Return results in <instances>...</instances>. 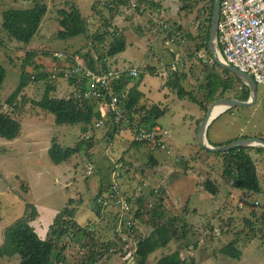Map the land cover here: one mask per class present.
<instances>
[{
  "label": "rangeland",
  "instance_id": "1",
  "mask_svg": "<svg viewBox=\"0 0 264 264\" xmlns=\"http://www.w3.org/2000/svg\"><path fill=\"white\" fill-rule=\"evenodd\" d=\"M45 1L49 5L48 12L31 41L25 44L7 38L1 26L2 12L8 7H31L34 5L33 0H0V65H4L7 70L0 89V111L11 108L6 100L20 83L21 65L27 51L37 50V57L33 60L37 63L45 61L48 64L45 69L49 71L50 77H53L54 73L60 72L57 69L60 66L51 68L50 64L53 63L51 56L54 57L59 52L81 55L86 51L93 55L105 53L119 39L116 38L122 36L124 30L127 32L131 30V36L138 37L141 42L133 39L126 50L109 57L108 69L127 70L126 75L129 76L130 69L138 68L139 75L130 76L128 80L127 92L129 96L137 97L141 102L149 104L143 98L146 96L150 103H158L166 109V113L156 122L170 131L169 144L172 145L174 141L175 153L168 155L160 150H153V145L137 147L130 126L122 125L116 135L110 136L113 129L112 123L109 122L111 114L102 127H96L95 120L92 125L94 129L83 124L58 125L51 113L35 103L45 93L46 81L44 79L31 81L15 100L19 111L18 119L22 125L21 133L13 140L0 136V245L4 242L5 229L24 215L28 207L30 214L33 212V206L35 207L37 215L31 224L44 238H49L53 234L50 226L57 214L64 208H70L75 210V219L82 227H86L90 222L89 230L94 234V241L91 242V238L86 236L79 239L65 237L69 244L65 251L68 264H80V261L86 258L85 255L90 252L89 247H84L86 242L98 246L107 242L113 245L108 253L98 257L95 264H130L131 259L135 261L134 253L140 237L136 238L129 232H123V227L122 233L118 231L120 208L110 206L101 210L100 206L96 205L100 190L102 189L103 193L107 191L113 178L112 174L117 171L122 194L132 199L140 194L147 195L149 189H158L161 186L157 185L165 183L163 186H167L166 194L168 187L170 194L165 196L166 206H163L169 216H181L183 219L178 222L179 236L167 247L152 254L147 264H156V259L162 254L176 250L188 259L194 257L197 264H264V226L260 222L255 225L246 222L253 220V210L259 213L264 211V190L261 193L247 194L246 191L225 183L221 178L223 156L201 149L199 138L196 137V130L199 127L197 121L201 118L202 111L194 102L193 96L201 97L202 91L199 86L204 78L202 73L204 68L197 58H189L190 54H194L195 47L186 36L189 32L195 33L198 10L200 11L203 6H209V0H199V3L190 9H183L184 3L181 0H173L171 4L173 11L169 12L171 19L168 21L175 20L182 24L184 38H181L182 41L179 38V43L178 41L167 43L162 39L165 34L153 41L155 33L154 35L147 33L148 21L151 20L150 12L144 16V26L135 23L124 25V20L120 17L114 20L113 27L112 24L105 25L106 15H100L103 20L101 22L94 10L97 5L98 8L104 6L103 2L99 4V0H75L87 19L88 34L91 37L81 35L60 39L57 33L59 29L57 9L60 8L59 3L64 0ZM135 1H131L133 9L138 6V0ZM152 23L155 28L161 27V21ZM117 27L122 32H118ZM202 54L207 53L203 51ZM170 61L177 62L176 69L186 72L185 85L195 92L179 97L177 91L171 88L168 84L173 72ZM210 64H213V59ZM65 66H68V63ZM25 70L33 73V65H27ZM64 80L69 82V79ZM258 88L259 99L254 105L237 106L236 109L224 112L214 119L208 131L211 143H229L238 137L242 129L250 136H264V87L259 84ZM238 90L231 92L229 97L236 98V95H239ZM73 91L74 86L69 92L58 91L55 96H67ZM128 120L134 125L137 124L130 117ZM86 134L92 136L91 139L85 140L86 144L81 151L63 163L54 164L51 161L49 149L55 140L64 147H73L81 142ZM151 151H154L153 154L159 160V166L156 168L149 162ZM179 151L189 153L186 155L188 158L180 157ZM251 153L255 160L259 157L264 158V153L256 151ZM89 163L94 165L95 169L94 174L88 176L86 167ZM258 164L264 189V161ZM152 168L158 173L153 174ZM168 170L171 171L169 176L174 177L173 184L167 179ZM175 171L185 172L188 177L181 182L176 178L177 175H172ZM208 178L219 186L218 194L211 195L202 188V183ZM176 185H183L185 188L175 189ZM154 193L145 200L143 220H139L142 233L149 232L154 224L161 223V220L149 214V210L156 204L160 191ZM97 212H100V216ZM184 225L185 232L181 229ZM115 226L119 234L117 236H121L123 241H129L125 249L117 251L118 253L115 247L117 244L114 242L118 239L113 231ZM233 239L239 240L238 247L242 256L238 259L225 255L220 249ZM18 263L19 259L15 256L0 260V264Z\"/></svg>",
  "mask_w": 264,
  "mask_h": 264
},
{
  "label": "trees",
  "instance_id": "2",
  "mask_svg": "<svg viewBox=\"0 0 264 264\" xmlns=\"http://www.w3.org/2000/svg\"><path fill=\"white\" fill-rule=\"evenodd\" d=\"M119 1L122 4L125 2V0ZM128 1L129 0H126V3ZM140 1L141 2L138 1V6L136 8L137 11L142 5L148 3V0ZM181 1L184 3L183 9H190L199 3V0ZM33 2L34 5L31 7H8L3 10L1 26L9 40L16 39L22 43L28 44L36 34L44 15L48 12L49 5L45 0H33ZM116 2L117 0H113L112 3ZM208 3H210L209 6H203L200 11L198 10L195 22L197 26L195 33L189 32L187 34L188 36H186V39H190L195 47L194 54H190L189 58H197L204 68L202 71L204 78L201 80L202 82L199 86V89L202 91L201 97L193 96L194 102L199 105V109L202 111L201 118L197 121L198 126L201 120L206 116L213 101L219 98L229 97L231 92L238 90L241 86V90H238L239 95H236V98L246 101L250 96L249 87L245 85L235 73L227 68L219 66L215 61H213V64H210L212 56L209 48V40L215 0H209ZM59 4L60 8L57 9V21L59 24V29L57 31L58 37L60 39L75 38L81 35L91 37V35L88 34L89 27L87 19L81 13L76 1L64 0ZM169 23L172 25L163 30L165 32L164 40H171L173 42L178 41L179 43L182 41L181 38H184V35L182 34L183 26L180 22H175V20ZM126 46L127 40L124 37H120L110 46L107 52L98 53L96 58H94L90 51H86L82 56L85 58V61L90 68L101 73L109 68L107 61L108 58L124 51ZM203 51L207 54H202ZM37 54V50H30L27 51L23 58L20 83L6 100L11 108L0 111V136L8 140H13L19 136L22 125L18 119L19 111L17 110L18 105L15 103V100L31 81L38 79H44L46 81V89L42 98L36 100L35 103L37 106H40L42 109L51 113L54 116L56 124H83L85 126H91V129H94V126H92L93 122L95 120H100L105 116L102 114L101 110H99L96 102L84 96V86L86 85L85 80L78 81L76 78H69V83L74 86V91L63 97L52 96L51 92L55 91L56 84L59 83V80L62 78L50 77L49 71L45 69V66L48 64H46L45 61L37 63L33 60V58L37 57ZM206 55H208V57ZM51 58L52 62L55 63V65L53 63L50 64L51 68L62 66V63L56 56H51ZM27 65H33V73L26 72L25 69ZM191 68L193 69L192 66ZM175 69L172 70L173 72L171 71L172 73L168 80V84L171 88L177 91L179 97H184L185 94L190 95L195 92L194 90L188 89L185 85L184 80H187L186 72ZM6 75V67L0 65V89ZM129 78L130 76L122 74L113 78L112 83L114 92L118 94L125 91ZM123 104L128 111L127 115H129L130 119H134L137 122L135 125L132 124V122L129 124V128L131 130L133 129V132H135L138 127H153L157 124L156 120L166 113V109L161 107L158 103L152 102L150 104L149 102V104H146L141 102L140 99L131 98L130 96L123 102ZM109 122L110 124L112 123L113 128L110 136L116 135V133L119 132V125L114 124L113 121ZM248 136L249 135L247 134L242 135L234 138L230 142ZM85 140L87 141L89 139H82L81 142L73 147H64L55 140L49 149L51 161L54 164H60L67 161L83 149V145L86 144ZM134 143L137 147L152 145L149 141L137 142L134 140ZM213 144L223 145L225 143ZM89 146H91V144H89ZM200 147L201 149L223 156L221 178L225 183L234 188L244 190L247 194L261 193L264 190L258 166L259 162L263 163L264 158H257L255 160L251 153V151L264 153L263 148L237 147L230 149L229 151L213 152L204 148L201 144ZM153 150H160V148L154 146ZM153 152L151 151L149 154V162L155 165L158 163V160L155 158ZM88 178L89 177H87V179ZM110 188L111 182L107 190ZM202 188L211 195H216L219 192V186L217 183L209 178L202 183ZM159 191L160 193L158 194L156 204L149 210V214L152 217L161 220V223L154 224L149 232L143 231L142 233L141 222L139 221L143 220V208L145 207V200L148 198L147 195L140 194L136 196L135 199L130 198L132 207L124 213L122 220L123 232H129L136 238L138 236L140 237L137 249L134 253L136 257L134 264H147L152 254L161 248L164 249L173 239L179 236L180 227L178 222H181L183 219L181 216L172 217L167 214L166 209H164L163 206L166 188L159 187L158 192ZM103 192L104 191L101 189L99 193L103 194ZM154 192H151L150 194L154 195ZM100 208L103 210V207L100 206ZM97 213L100 216V212ZM36 215L37 211L35 210V207L33 206V212H31V214L28 207V210L24 215L17 218L5 229L4 242L0 245V260L4 257L12 258L15 256L19 259L18 264H68L65 251L69 248V244L68 241H65V237L79 239L81 236H86L91 238V242L94 241V234L89 230V228H91L90 222L87 223L86 227H82L75 219V210L64 208L57 214L54 222L50 226V230H52L53 234L49 238H43L40 236L36 231V228L31 224V222L35 220ZM252 218V221L245 220L251 225L260 222L264 226V211L259 213L256 210H253ZM185 226L186 225L181 227V229H184ZM116 227L117 226H115L113 231H115L114 235L118 239L114 242L117 244L115 246L117 249L116 252H121L125 249L124 247L128 245L129 241H123L121 236H117L118 233L116 232ZM185 230L186 229H184V232ZM238 243V239H233L220 248L221 252L231 258H240L242 252L238 247ZM84 247H89L90 252L87 256L85 255L86 258L81 260L80 264H95L97 263L98 257H102L104 254L108 253L113 245H111L110 242L99 246L95 243L86 242ZM156 264H197V261L194 257L190 259L183 257L180 251L176 250L168 254H162L156 259Z\"/></svg>",
  "mask_w": 264,
  "mask_h": 264
},
{
  "label": "built area",
  "instance_id": "3",
  "mask_svg": "<svg viewBox=\"0 0 264 264\" xmlns=\"http://www.w3.org/2000/svg\"><path fill=\"white\" fill-rule=\"evenodd\" d=\"M162 24L165 29L168 28L167 23L162 22ZM218 32L220 48L228 63L251 75L258 85L264 87V0H221ZM55 56L62 63V66L57 68L60 72L54 73L53 78H57L59 75L58 77L64 79L85 80L84 96L97 102L99 110L105 116L97 120L96 127L104 126L110 112L112 115L110 120L118 124L120 130L122 125L129 126V116L125 112L126 108L123 104L128 92L125 90L118 94L115 93L112 83L113 78L121 74L126 75L127 70L107 69L99 73L86 64L80 53L59 52ZM66 63H68V66H65ZM176 65L173 62L171 67L175 69ZM137 75H139L138 68L129 70V76L135 77ZM133 136L137 142L149 141L153 146L159 147L161 151L168 155L174 153V147L169 144L171 133L160 124L153 127H138L133 132ZM83 138L90 139L91 134H86ZM86 169L87 175H91L95 167L89 163ZM112 175L111 188L98 195L96 205L103 208L110 206L120 208L118 231L122 233L124 213L132 205L130 198L122 194L118 182L119 173L114 171ZM155 192L157 193L158 189H155ZM130 264H134L133 259L130 260Z\"/></svg>",
  "mask_w": 264,
  "mask_h": 264
},
{
  "label": "crops",
  "instance_id": "4",
  "mask_svg": "<svg viewBox=\"0 0 264 264\" xmlns=\"http://www.w3.org/2000/svg\"><path fill=\"white\" fill-rule=\"evenodd\" d=\"M131 1L132 0H129L127 3H126V0H125V2H124V4H122V3H120V1L119 0H117V2L116 3H112L113 2V0H99V4H101V2H103L104 3V6L103 7H100V8H98V5L96 6V9H94L95 10V12H97V17L99 18V20H101V17H100V15L102 16L103 14L104 15H106V16H104V22H105V25H109V24H112V27H113V22H114V20L116 19V18H118V17H120L122 20H124V22H123V24L124 25H128V24H130V23H135V24H137L138 26H144V24H145V19H144V16L146 15V14H148V12H150L149 13V16H150V18H151V20H149L148 21V25H149V28L147 29V33H151V34H153L154 35V33H155V37H154V39H153V41H156V40H158V39H160V37H162V36H164V31L163 30H165V28H164V26H163V24H162V22L163 23H167V24H169V26L170 25H172L171 23H169V19H171V17L169 16V12H171V11H173V9H171V7H172V2H173V0H148V3L146 4H144V5H142L141 6V8H139V10L137 11L136 9H133V7H131ZM135 1V0H134ZM139 2H141L140 0H138ZM136 2V1H135ZM96 3H98V2H96ZM110 4H112V5H110ZM148 4H149V7H148ZM150 7H151V9H150ZM145 9V10H144ZM171 9V10H170ZM98 13H100V14H98ZM171 15V14H170ZM108 16H111V18H108ZM148 16V15H147ZM166 16V17H165ZM170 17V18H169ZM103 20H101V22H102ZM152 21L153 22H160L161 21V27L160 28H155V26H154V23H152ZM112 22V23H111ZM127 27V26H126ZM118 28V27H117ZM117 28H115L116 30L115 31H117ZM155 29L157 30V32H155ZM122 32L119 28H118V32ZM132 31L131 30H128V32L126 31V30H124V32H123V34H121L122 36H119V37H117V39L118 38H120V37H124V38H126V40H127V46L129 45V43H132L131 41L134 39V40H136L138 43L139 42H141V40L137 37V38H134V37H132L131 36V33ZM159 34V35H158ZM152 35V36H153ZM158 35V36H157ZM132 38V39H131ZM162 39L164 40V37H162ZM164 41H167V43H173V42H171V40H164ZM142 43H144V42H142ZM171 45V44H170ZM127 46H126V48H127ZM126 50V49H125ZM172 53V52H171ZM94 56V58H96L97 57V54H94L93 55ZM173 61V60H172ZM172 61H170V65L173 63ZM177 63V62H176ZM122 68V67H121ZM135 68V67H134ZM153 69V68H152ZM242 87V86H241ZM241 87H240V89H241ZM70 88H72V86H71V84L68 82V81H66V80H64V79H61V80H59V83H57L56 84V88H55V91H52L51 93V95L52 96H55V93H57L58 91H67V92H69V89ZM126 90H127V88H126ZM128 97H129V93L127 94V98H126V100L128 99ZM131 98H137V97H132V96H130ZM250 97V96H249ZM143 98H145L146 100H147V102L149 103L150 101L148 100V98H146V96L145 97H143ZM137 99H139V98H137ZM258 99H259V88H258V98H257V101H258ZM256 101V102H257ZM152 102V101H151ZM255 102V103H256ZM254 103V104H255ZM151 104V103H150ZM254 104H252V105H254ZM251 106V105H250ZM98 108H99V106H98ZM237 107H233V108H230V109H228L227 111H231V110H233V109H236ZM100 109V108H99ZM226 111V112H227ZM157 124H159V123H157ZM209 128H210V126H209ZM208 131H209V129H208ZM247 133H246V131H245V129H242V132L238 135V137L239 136H242V135H246ZM248 135V134H247ZM198 136V128H197V130H196V137ZM250 136V135H249ZM208 137H209V135H208ZM258 137H262L261 135L260 136H258ZM264 137V136H263ZM262 137V138H263ZM197 139H198V137H197ZM199 140V139H198ZM171 141H173L172 139H171ZM213 143V142H212ZM173 144H174V141L172 142V146H173ZM174 149V148H173ZM163 152V151H162ZM174 153H175V151H174ZM166 155V154H165ZM178 155L180 156V157H183L184 159H187L188 157H186V155H189V153H185V151H179L178 152ZM157 160H158V158L157 157H155ZM261 157H259V159H260ZM159 160H158V163L157 164H153L154 166V168H156V167H158L159 165ZM154 168H152L151 170H152V173L153 174H156V173H158V171L157 170H155ZM162 168V167H161ZM150 170V171H151ZM164 171H165V169H164ZM171 173V171H169L168 170V177H167V179L171 182V184H173L174 183V177L173 176H169V174ZM164 173H166V171L164 172ZM172 175H177L176 176V178L177 179H179V181H181L182 182V180H184L186 177H188L187 176V173H185V172H177V171H175ZM175 178V179H176ZM176 179V180H177ZM172 180H174V181H172ZM163 181V180H162ZM163 184H165V183H160L159 185H157V186H161V187H167V186H163ZM154 186H156V185H154ZM175 187V186H174ZM180 187H182L181 189H183V188H185L183 185H176V187H175V189H177V188H180ZM169 188V187H168ZM168 188H167V194L165 195L166 197L170 194V193H168L169 191H168ZM181 189H179V190H181ZM176 193V192H175ZM204 193V192H203ZM178 194V193H177ZM150 193H147V199H149V197H150ZM165 196H164V198H165ZM176 196H178V195H176ZM167 200V199H166ZM166 200H164V205L166 206ZM165 206H164V209H165ZM35 227V226H34ZM37 231V230H36ZM44 238V237H43Z\"/></svg>",
  "mask_w": 264,
  "mask_h": 264
},
{
  "label": "water",
  "instance_id": "5",
  "mask_svg": "<svg viewBox=\"0 0 264 264\" xmlns=\"http://www.w3.org/2000/svg\"><path fill=\"white\" fill-rule=\"evenodd\" d=\"M221 16V0H215L212 22H211V31H210V40H209V48L211 52V56L214 61L221 67L227 68L231 70V72L235 73L245 85L249 87L250 97L248 100L243 101L238 98L233 97H223L213 101L207 111L206 116L201 120L198 127V138L201 146L204 148L213 151H229L230 149L237 147H249V148H263L264 149V138L258 136H248L236 139L232 142L225 143L223 145H214L210 142L208 137V129L211 123L216 119L219 115L226 112L228 109L237 107V106H250L257 101L258 98V84L254 80V78L234 67L223 56L219 38H218V24ZM224 107V110L220 112L217 116L212 117L213 110L217 107Z\"/></svg>",
  "mask_w": 264,
  "mask_h": 264
},
{
  "label": "bare ground",
  "instance_id": "6",
  "mask_svg": "<svg viewBox=\"0 0 264 264\" xmlns=\"http://www.w3.org/2000/svg\"><path fill=\"white\" fill-rule=\"evenodd\" d=\"M224 110V107L221 106H217L213 112H212V117L217 116L220 112H222Z\"/></svg>",
  "mask_w": 264,
  "mask_h": 264
},
{
  "label": "clouds",
  "instance_id": "7",
  "mask_svg": "<svg viewBox=\"0 0 264 264\" xmlns=\"http://www.w3.org/2000/svg\"><path fill=\"white\" fill-rule=\"evenodd\" d=\"M212 59H213V58H212ZM213 61H214V59H213ZM146 185H147V184L145 183L144 186H146ZM155 189H157V188H155ZM155 189H149L148 193L154 192Z\"/></svg>",
  "mask_w": 264,
  "mask_h": 264
}]
</instances>
